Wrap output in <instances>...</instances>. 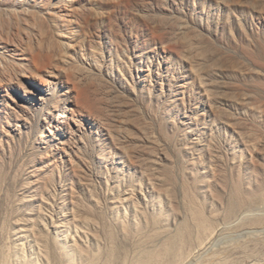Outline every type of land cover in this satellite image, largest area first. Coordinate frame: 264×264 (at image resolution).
I'll use <instances>...</instances> for the list:
<instances>
[{"label":"rangeland","instance_id":"374dc122","mask_svg":"<svg viewBox=\"0 0 264 264\" xmlns=\"http://www.w3.org/2000/svg\"><path fill=\"white\" fill-rule=\"evenodd\" d=\"M217 1L219 4L215 1L204 3L202 0H131V2L127 0H0V247L3 249L1 252L0 248V253L5 254L6 251L10 262V255L14 254L15 257H12V260H15L17 256L24 254L21 251H24L25 255L28 252V256L35 258L34 262H42L41 253L39 254L41 252L39 251L41 233H46L45 236L48 235L46 237L49 240L51 238L50 243L53 244L54 249L57 247L54 239L56 243L60 240L63 242L65 239L63 234L66 232L64 235L66 240L68 238L71 241L75 239L74 242L64 240L63 243L65 245L68 242V247L72 248L71 244L82 240L80 223L83 221L82 218L88 215H91L89 217L92 219L97 218L95 220L97 222L103 218L99 222L104 226L113 227L112 229L117 233V235L115 233V237L120 238L118 240L117 237L116 242L122 241L119 244H124L123 248L128 249L125 260L119 256L116 258V260L121 259V264L123 261H128L125 264H132L145 250H152V248L155 250V246L158 249V246L163 245V242L166 241L168 235L172 236L176 233L182 226L181 224L187 222V219H189V224L194 225L192 227L194 230L192 233H195L194 237L198 235L197 238L202 239L203 237L201 238L200 235L204 233L203 228H201L202 232L201 230L196 231L198 230L196 228H200L197 216L201 219L207 216L205 220L212 221L215 226L209 221V232L215 231L207 235L204 233L206 235L204 238H207L208 235L214 237L202 239L204 242L197 238L196 241L192 237L195 242L192 241V238L189 241L192 244L189 243L191 250L189 249L186 254L189 256V258L186 257V259L188 258L185 260L186 264H199L204 255H212V251L224 256L225 253H230H227L225 249L232 245L235 247L246 246V250L249 245L247 251L250 252L253 249L251 243L254 242L252 241L254 237L257 241L264 239V234H261L264 232V225L259 224L262 227L251 226L252 216L254 218L255 216H264V183H262V181L264 182V73H261L264 72V56L262 57L260 46L257 44H264V18L248 28V33H250L248 35L247 31L244 32L238 27H235L233 31L228 27L223 30L220 25L215 27V21L216 19L220 22L225 21L230 14V17L235 18L233 12L231 13V8L232 5H234L233 7L238 5V0ZM259 2L263 5L261 6L263 9L264 4L261 0ZM236 9L237 12L234 14L245 15L243 11L242 13L238 12V6ZM149 18L151 21L153 19L154 23L148 22ZM75 20L84 22L85 27L77 26ZM159 20L161 22L169 20L171 23L173 21L183 32H185L184 29L187 30L188 25L193 24L195 26L192 27V31H195L196 34L194 33L193 36L191 32L186 34L180 32L179 38H175L173 34L177 35L178 33H171L173 28H170L167 23L165 29L160 33L161 35L157 34L161 38L156 37L151 26L159 23ZM208 25L212 30H208ZM196 26V30L200 29L201 33L197 34V31L194 30ZM97 34L104 36L101 42L100 38H97ZM186 39L187 41H182ZM197 40L201 41V45L198 43V46L194 47L193 44H196ZM94 46L96 48L93 49ZM200 49L211 51H208L211 56L208 57L209 62L206 59L208 55L206 57L203 54L198 55L197 52H200ZM214 50L217 52L215 53ZM178 53L179 55H177ZM220 53L225 57L238 56V61L242 63L241 72L244 73H242L244 78L240 76L238 79H226L227 97L232 98L233 96L230 100L237 101L238 108L235 106V109L222 101L223 105L221 102H217L219 106L217 103L215 105L218 111L211 112L208 108L209 105L203 107L202 103L213 104L214 98H211L214 95L210 88H213L215 84L214 81L205 77L208 76L207 68L214 69L213 65L216 66L213 55L215 57ZM201 55L205 58L201 59ZM246 67H251L253 70ZM83 71L87 76L85 73L83 76H78ZM259 72L260 74H258ZM96 76L102 78L104 83H99L98 80H101L95 79ZM100 85L102 88L99 91L97 87ZM208 85L210 86L208 87ZM111 89L118 92V96L113 93L114 97L112 98L113 91ZM230 92L231 94L235 92V94L229 95ZM209 95L212 97L209 98ZM111 101H114L118 108L122 104L121 108H125V114L121 115L120 111L121 114H115L116 111L110 110L109 106L108 110L106 106ZM188 102L191 105L190 108L193 109H187L184 114L185 109L182 103ZM239 102L242 103L239 104ZM104 103L105 106H103ZM194 109L197 110L196 113L193 112ZM226 111L231 112V122L224 116L227 114ZM61 114L64 116L60 118ZM217 115H219L218 118ZM224 117L227 120H224ZM130 119H132V124H137V127L131 125ZM233 121L239 123L238 129L232 126ZM214 131L217 133L215 134ZM148 133L149 135H147ZM147 138L148 140H146ZM186 147L188 148L186 149ZM213 148L216 151L212 150ZM127 151L128 153L132 151L134 155L129 157V154H125ZM210 158H216L218 163ZM163 163L166 164L163 165ZM143 166H148L149 170H147L148 167L144 169ZM237 187L241 190L239 191ZM237 190L239 193L234 195ZM254 196L261 198L258 200L259 205L257 202H253L255 199H252L253 205L250 206L251 198L248 197L255 198ZM233 197L240 201L247 197L245 201L247 199L248 201L243 203H249L246 206L239 202L240 205H244L243 207L236 204L237 212L234 206L233 209L231 208ZM236 199L233 201L237 202ZM192 202H195L194 204L197 206H194ZM191 203L194 206V212L195 209H198L199 215L203 216L204 214L205 216H199L198 212L193 213V209H191L193 207H190ZM133 204L136 205V208L137 205L139 208L142 207L140 209L144 210L145 214L147 213L146 216L151 219V224L142 226L139 221L136 226L135 222L133 223L135 217L133 214L135 211L132 210L135 208L132 206ZM93 208L95 209L93 210ZM100 210L105 212L103 217L100 214L101 218L98 216ZM229 214H234V216ZM191 217L196 219V222L194 220L192 223ZM249 218L252 223L248 221ZM152 219L156 221L154 220V222ZM261 219L264 218L257 219L259 223L264 222ZM40 221H43L44 224L39 225ZM243 223H246L249 228ZM237 224H243V226ZM245 225L246 227H244ZM38 226L41 227L38 228ZM140 226L143 228L141 229ZM237 226L241 227V230ZM124 228L127 231L130 230L131 234L129 233V235L132 237L123 233ZM78 233L80 235H77ZM92 233H97V235H93L94 239L90 238V240H94L95 244L97 242L95 237H100L101 247L99 244L96 246L91 244L90 241L84 242L85 247L96 251L98 245L99 250H97L101 254L99 255L100 260L96 264H103L106 261L105 250L110 243L98 229H93ZM156 233L161 237L159 238ZM38 235L40 236L38 237ZM247 238L250 242L247 241ZM31 239L39 242L35 243ZM83 240H85L84 237ZM206 241L207 243H205ZM259 241L258 243L261 242ZM236 242L239 245H235ZM202 243L206 244L202 249L207 248L205 250L207 252L201 249ZM263 245L255 246L258 248L255 252L251 250L252 253L242 252V249L239 252L236 251L238 254L243 253V256L234 255L232 253L235 251H231L229 256L225 254L223 257V263L263 264ZM18 246L21 249L15 248ZM10 247L12 251L14 250L13 253ZM195 248L197 249L195 250ZM59 249H55L57 255H59ZM262 249L263 251H260ZM17 250L21 253L20 255L15 254ZM199 250L204 252V254L201 252V257H199ZM252 254L258 257L251 256ZM236 255L239 257L235 258L237 261L233 257ZM135 257L136 259H134ZM242 257H246V259ZM63 258L58 260L60 263L62 260L61 264H66ZM131 258L132 261L134 260L133 262H131ZM227 258H230L228 262ZM248 258L251 260L249 261ZM78 261L83 264L82 258H79ZM50 263L52 264V262H47V264ZM114 263L118 264V261Z\"/></svg>","mask_w":264,"mask_h":264},{"label":"bare ground","instance_id":"6f19581e","mask_svg":"<svg viewBox=\"0 0 264 264\" xmlns=\"http://www.w3.org/2000/svg\"><path fill=\"white\" fill-rule=\"evenodd\" d=\"M128 2L130 1L131 2V0H127ZM174 1V0H173ZM188 1V0H187ZM204 3L205 2H207V1H209L210 3L213 1H215V2H219V1H217V0H202ZM226 1H228V0H226ZM260 0H257V2H256V0H255V2H254V0H238V12H240L241 11V13H242V11L243 12H245V15L243 16V14L240 16L239 14H234V12H237V6H235V7H233L234 5H232V8H231V13L233 12V15H235V18L233 17H230L231 16V14L230 15H228V17H226V20L225 21H222V22H220V20H218V19H216V21H215V27H218L219 25L220 26H222V29L223 30H226V27H228V28H230V30L231 31H233L234 29H235V27H238L239 29L241 28V30H243L244 32H246L247 31V35L248 34H250V33H248V28L249 27H251L252 25H254V24H257V21H260V19H263L264 18V8L262 9V7L261 6H263V5H261V3L259 2ZM261 2H262V4H264L263 2L264 1H262L261 0ZM203 3V4H204ZM224 3V2H223ZM237 3V2H236ZM219 4V3H218ZM229 4H231V3H229ZM235 4V3H234ZM125 5V4H124ZM128 4H126V6H127ZM132 5V4H131ZM158 5V4H157ZM125 6V7H126ZM130 6V5H129ZM139 6V5H138ZM226 6H228V5H226ZM128 7V6H127ZM126 7V8H127ZM136 7V6H135ZM229 7V6H228ZM261 7V8H260ZM228 9V8H227ZM230 9V8H229ZM229 11V10H228ZM85 13V12H84ZM96 13V12H95ZM87 14V13H86ZM85 14V15H86ZM98 16V15H97ZM147 18H148V15H147ZM150 18H151V16H150ZM149 18V19H150ZM164 18V17H163ZM162 18V19H163ZM78 19V18H77ZM84 19V18H83ZM148 19V20H149ZM153 19H155V17L153 16ZM152 19V21H151V19H150V21H148V22H153L154 23V20ZM87 20V19H86ZM161 20V19H160ZM159 20V21H160ZM93 21V20H92ZM145 21H147V20H145ZM144 21V22H145ZM157 21V20H156ZM158 21V22H159ZM91 22V21H90ZM148 22H146V23H148ZM75 23L77 24V26L79 25V27H82V26H84V22H82V21H77V20H75ZM89 23V22H88ZM163 23V24H162ZM167 23H169L168 24V26L170 27V28H173L172 29V32L171 33H178L177 35H174L173 34V37H178V35H179V33L180 32H183V31H181V29H180V27L179 26H177V23H174L173 21H172V23H171V21H169V20H166V21H160L159 23H156V24H152L153 25V27L151 26V30L153 31V34H156L155 36L157 37L164 29H165V26L167 25ZM86 24H87V22H86ZM89 25V24H88ZM147 26V25H146ZM193 26H195V25H188V27H187V30H185L184 29V31L185 32H183V34H186V33H190L191 32V35H193L194 36V33H195V31L193 32L192 30V27ZM209 26V25H208ZM85 27V26H84ZM87 28H88V26H87ZM168 28V27H167ZM188 28H190L189 30H188ZM196 28H197V26L194 28V30H196ZM208 28V30H212V29H210V26L209 27H207ZM179 29H180V31H179ZM237 29V28H236ZM89 30V29H88ZM200 30V29H199ZM197 31V34H198V32H200L201 33V31ZM85 31V30H84ZM84 31H83V33H84ZM168 31H169V29H168ZM187 31V32H186ZM189 31V32H188ZM167 32V31H166ZM170 32V31H169ZM242 32V31H241ZM243 32V33H244ZM82 33V34H83ZM199 33V34H200ZM158 34V35H157ZM196 34V33H195ZM161 35V34H160ZM182 35V34H181ZM180 35V36H181ZM190 35V37H192ZM242 35V34H241ZM170 36V35H169ZM187 36V35H186ZM196 36V35H195ZM198 36V35H197ZM104 36H101V35H98L97 34V38H100V42L102 41V38H103ZM158 37H160V36H158ZM163 37V36H162ZM170 37H172V36H170ZM169 37V38H170ZM189 37V38H190ZM200 37H202V35L200 34ZM204 37V36H203ZM232 37V36H231ZM161 38V37H160ZM166 38V37H165ZM179 38V37H178ZM186 38H188V36L186 37ZM194 38V37H193ZM196 39H198L197 37H195ZM233 38V37H232ZM173 39V38H172ZM191 39V38H190ZM205 39V38H204ZM237 39V38H236ZM96 40V39H95ZM161 40V39H160ZM199 40H201V41H203L202 39H199ZM199 40H197V43L196 44H193V46L194 47H196V45L199 43L200 44V42L201 41H199ZM98 41V40H97ZM182 41H187V39L186 40H182ZM181 41V42H182ZM229 41V40H228ZM79 42V41H78ZM99 42V41H98ZM97 42V43H98ZM96 43V42H95ZM193 43V42H192ZM203 43V42H202ZM235 43V42H234ZM238 43V42H237ZM181 44V43H180ZM184 44H186V43H184ZM258 44V46H260V52H262L261 54H263L262 55V57L264 56V44L262 43L261 45H259V43H257ZM95 45V44H94ZM179 45V44H178ZM177 45V46H178ZM190 45V44H189ZM201 45V44H200ZM204 45V44H203ZM169 46V45H168ZM172 46V45H171ZM176 46V45H175ZM190 46H192V45H190ZM198 46V45H197ZM237 46V45H236ZM235 46V47H236ZM248 46H250V45H248ZM254 46V45H253ZM256 46V45H255ZM170 47V46H169ZM184 47H185V45H184ZM94 48H96V46H94L93 47V49ZM191 48V47H190ZM212 48V47H211ZM247 48V47H246ZM174 49V48H173ZM238 49V48H237ZM251 49V48H250ZM259 49V48H258ZM175 50H177V49H175ZM236 50V49H235ZM247 50H249V49H247ZM178 51V50H177ZM176 51V52H177ZM187 51V50H186ZM186 51H185V53H186ZM202 49H200V52H197L198 53V55L199 54H203V55H205V57L207 56V60H208V62H209V59H208V57H211L210 55H209V53H208V51H210V50H206V51H202ZM215 51V53L217 52V50H214ZM213 51V52H214ZM192 52V51H191ZM211 52V51H210ZM55 53V52H54ZM214 53V54H215ZM218 53H219V51H218ZM97 54H99L98 52H97ZM160 55V54H159ZM177 55H179V53L177 54ZM183 55V54H182ZM185 55V54H184ZM188 55V54H187ZM191 55H192V53H191ZM256 55V54H255ZM95 56V55H94ZM249 56H252V55H249ZM102 57V56H101ZM187 57V56H186ZM190 57V56H189ZM205 57H202V55H201V59H203V58H205ZM253 57V56H252ZM255 57V56H254ZM256 57H257V55H256ZM261 57V56H260ZM97 58V57H96ZM89 59H90V57H89ZM99 59H100V57H99ZM200 59V58H199ZM201 59H200V61H201ZM211 60V59H210ZM240 60V59H239ZM242 60V59H241ZM203 61H205V60H203ZM213 61L215 62V65L216 66H214L213 65V67H214V69L213 68H211V69H208L207 68V75L209 76H207V75H205V76H207V77H205L206 79H208V80H211V81H214V84H215V86L213 87V88H210L211 89V92L213 91V97H212V95L210 96L209 95V98L210 97H212L211 99H213V104L211 103V104H208L207 102H205V103H202L203 105V107H208V105H209V110L211 111V112H214L215 110H216V103L217 102H221L222 103V105H223V102L222 101H224V104L225 103H228V105L229 106H231V107H235L238 103H237V101H235V100H230V98L229 97H227V93H228V91H226V89L225 88H227V85H226V79H238V77H240L241 76V78H244V73L243 72H241L242 70H241V66H242V63H241V61H238V56H236V57H233V56H231V57H225V55H223V54H221L220 53V55H215V57H214V55H213ZM242 61H244V60H242ZM180 62V61H179ZM199 62V61H198ZM214 62H213V64H214ZM200 63V62H199ZM207 63V62H206ZM211 63H212V60H211ZM180 64V63H179ZM191 64H193V63H191ZM196 64V63H195ZM247 64H249L248 63V61H247ZM194 65V64H193ZM192 65V66H193ZM245 65V64H244ZM196 66V65H195ZM251 66V65H250ZM258 66V65H257ZM262 66V65H261ZM181 67V66H180ZM198 67V66H197ZM203 67V66H202ZM210 67V66H209ZM195 68V67H194ZM246 68H249V67H246ZM251 68V67H250ZM249 68V69H250ZM160 69V68H159ZM245 69V68H244ZM252 69V68H251ZM257 69V68H256ZM196 70H197V68H196ZM204 70V69H203ZM206 70V69H205ZM253 70V69H252ZM260 70V69H259ZM82 71V70H81ZM201 71V70H200ZM199 71V72H200ZM249 71V70H248ZM251 71V70H250ZM192 72V71H191ZM205 72V71H204ZM251 72H253V71H251ZM257 72V71H256ZM84 71L83 72H80L79 73V75L78 76H80V75H84ZM161 73V72H160ZM243 73V74H242ZM248 73V72H247ZM254 73V72H253ZM261 73H264V72H261ZM77 74V73H76ZM195 74V73H194ZM203 74H205V73H203ZM258 74H260V72L258 73ZM257 74V75H258ZM201 75V74H200ZM250 75V74H249ZM85 76H87V74L85 73ZM196 76V75H195ZM243 76V77H242ZM252 76V75H251ZM254 76V75H253ZM198 77V76H197ZM196 78V77H195ZM246 78V77H245ZM253 78V77H252ZM95 79H100L101 81H99L98 80V82L100 83V82H102V83H104V80L102 79V78H100V77H97L96 76V78ZM205 79V80H206ZM251 79V78H250ZM254 79V78H253ZM258 79V78H257ZM96 80V81H97ZM241 80V79H240ZM203 81V80H202ZM244 81V80H243ZM258 81V80H257ZM264 81V80H263ZM200 82V81H199ZM210 82V81H209ZM106 83V82H105ZM170 83H172V82H170ZM175 83V82H174ZM208 83V82H207ZM252 83H254V82H252ZM106 84H108V82L106 83ZM205 84H206V82H205ZM213 84V83H212ZM255 84V83H254ZM257 84V83H256ZM94 85H96V84H94ZM211 85V84H210ZM210 85H208V87L210 86ZM236 85V84H235ZM251 85V84H250ZM21 86H23V85H21ZM149 86V85H148ZM200 86H201V83H200ZM205 86V85H204ZM206 86H207V84H206ZM25 87V86H24ZM104 87V86H103ZM150 87V86H149ZM148 87V88H149ZM152 87V86H151ZM208 87H206V88H208ZM232 87V86H231ZM231 87H229V88H231ZM100 88H102L101 87V85L99 86V87H97V90H99L100 91ZM205 88V87H204ZM106 89V88H105ZM109 89V88H108ZM169 89V88H168ZM102 90V89H101ZM112 91V93H111V97L113 98L114 96L112 95L113 93H115V94H117V96H118V92H116L115 90H113V89H111ZM205 90V89H204ZM208 90V89H207ZM206 91V90H205ZM207 92V91H206ZM209 92V91H208ZM236 92V91H235ZM235 92H232V94H235ZM99 93H101V92H99ZM98 93V94H99ZM96 94V93H95ZM106 94V93H105ZM162 94V93H161ZM161 94H160V96H161ZM231 94V92H230V94L229 95H232ZM237 95H238V93H236ZM103 95V94H102ZM108 95V94H107ZM226 95V96H225ZM104 96V95H103ZM116 96V97H117ZM125 96H127L126 94H125ZM157 97V96H156ZM202 97V96H201ZM235 97V96H234ZM240 97V96H239ZM131 98V97H130ZM133 98V97H132ZM176 98V97H175ZM232 98H233V96H232ZM231 98V99H232ZM110 100H111V98H109ZM116 99V98H115ZM120 99V98H119ZM122 99V98H121ZM207 99V98H206ZM238 99V98H237ZM109 100V101H110ZM125 100V99H124ZM200 100V99H199ZM243 100V99H242ZM107 101V100H106ZM175 101V100H174ZM183 101V100H182ZM212 101V100H211ZM210 101V102H211ZM105 102V101H104ZM221 103H220V105H221ZM242 103V102H241ZM240 102H239V104H241ZM108 105L106 106L107 108H108V106H109V108H110V110L111 109H113V110H115L114 112H115V114H121V115H124L125 114V108H121L122 107V104L120 105L121 107H119L118 108V106H116V104H115V102L114 101H111V102H109V103H107ZM135 104V103H134ZM194 104V103H193ZM192 104V105H193ZM244 104V103H243ZM103 105V104H102ZM124 105V104H123ZM182 105H184V109H185V111H184V114L186 113V110L187 109H193V108H190V104H189V102L188 103H182ZM187 105V106H186ZM217 105L219 106V103H217ZM103 106H105V103H104V105ZM102 106V107H103ZM239 106V105H238ZM226 107V106H225ZM237 107V106H236ZM236 107H235V109H236ZM109 108H108V110H109ZM169 108V107H168ZM218 108H220V107H218ZM228 108V107H227ZM226 108V109H227ZM238 108V107H237ZM130 109V108H129ZM181 109V108H180ZM203 109H205V108H203ZM225 109V110H226ZM230 109V108H229ZM229 109H228V111H229ZM233 109V108H232ZM234 109V110H235ZM98 110H100V109H98ZM141 110V109H140ZM139 110V111H140ZM207 110V109H206ZM119 111L121 112V113H119ZM132 111H133V109H132ZM135 111H137V110H135ZM172 111V110H171ZM216 111H218V110H216ZM215 111V112H216ZM232 111V110H231ZM236 111V110H235ZM264 111V110H263ZM107 112V111H106ZM109 112V111H108ZM141 112V111H140ZM193 112H197V110L196 109H194V111ZM199 112V111H198ZM227 112V111H226ZM97 113V112H96ZM112 113V112H111ZM231 112H227V114L226 115H224V116H226V118H228V121H232L231 120V114H230ZM110 114V113H109ZM129 114V113H128ZM141 114V113H140ZM153 114V113H152ZM188 114V113H187ZM204 114V113H203ZM203 114H201V115H203ZM218 114V113H217ZM233 114V113H232ZM235 114V113H234ZM101 115V114H100ZM137 115V114H136ZM176 115V114H175ZM237 115V114H236ZM64 116V114H61L59 117L61 118V117H63ZM150 116V115H149ZM155 116V115H154ZM162 116V115H161ZM177 116V115H176ZM197 116V115H196ZM218 116L219 115H217V118H218ZM229 116V117H228ZM233 116V115H232ZM191 117V116H190ZM198 117V116H197ZM223 117V116H222ZM110 118V117H109ZM139 118H141L140 116H139ZM144 118V117H143ZM196 118V117H195ZM216 118V117H215ZM214 118V119H215ZM220 118V117H219ZM225 117H224V120H227ZM101 119V118H100ZM114 119V118H113ZM112 119V120H113ZM122 119V118H121ZM134 119V118H133ZM140 121H141V119H139ZM213 120V119H212ZM109 121V120H108ZM116 121V120H115ZM127 121V120H126ZM131 121H132V119H130L129 120V122L131 123ZM134 121V120H133ZM223 121V120H222ZM212 122V121H211ZM113 123V122H112ZM148 123V122H147ZM159 123V122H158ZM210 123V122H209ZM215 123V122H214ZM224 123V122H223ZM164 124V123H163ZM232 124V126L235 128V129H238V124L239 123H237V122H232L231 123ZM111 125V124H110ZM131 125H133V126H135V127H137L135 124H132L131 123ZM160 125V124H159ZM139 126V125H138ZM148 126V125H147ZM151 126V125H150ZM174 126V125H173ZM223 126V125H222ZM232 126H230V127H232ZM153 127V126H152ZM125 128H127V127H125ZM145 128V127H144ZM174 128V127H173ZM130 129V128H129ZM149 129V128H148ZM143 130V129H142ZM146 130V129H145ZM144 130V131H145ZM161 130V129H160ZM232 130H234L233 128H232ZM251 130V129H250ZM121 131V130H120ZM144 131H143V133H144ZM149 131V130H148ZM166 131V130H165ZM235 131V130H234ZM111 132V131H110ZM155 132V131H154ZM160 132V131H159ZM170 132V131H169ZM203 132V131H202ZM213 132V131H212ZM220 132V131H219ZM122 133V132H121ZM126 133V132H125ZM214 133H215V131H214ZM217 133V132H216ZM215 133V134H216ZM133 134H135V133H133ZM159 134V133H158ZM110 135V134H109ZM147 135H149V133L147 134ZM153 135V134H152ZM154 135H155V133H154ZM174 135V134H173ZM212 135H213V133H212ZM264 135V134H263ZM128 136V135H127ZM170 136V135H169ZM215 136V135H214ZM138 137V136H137ZM145 137H147V136H145ZM151 137V136H150ZM155 137H156V135H155ZM154 137V138H155ZM162 137H164V136H162ZM210 137V136H209ZM135 138V137H134ZM149 138V137H148ZM148 138L146 139V140H148ZM166 138V137H165ZM171 138H172V136H171ZM215 138H216V136H215ZM141 139V138H140ZM167 139H168V137H167ZM202 139V138H201ZM206 139V138H205ZM210 139H212V138H210ZM257 139V138H256ZM158 140V139H157ZM156 140V141H157ZM163 140V139H162ZM166 140V139H165ZM151 141V140H150ZM168 141V140H167ZM248 141V140H247ZM130 142H131V139H130ZM146 142V141H145ZM159 142V141H158ZM217 142H218V140H217ZM133 143V142H132ZM131 143V144H132ZM154 143V142H153ZM153 143H151V144H153ZM162 143V142H161ZM209 143V142H208ZM221 143V142H220ZM129 144V146H130V143H128ZM167 144V143H166ZM202 144V143H201ZM256 144V143H255ZM141 145V144H140ZM145 145V144H144ZM149 146H150V144H148ZM160 145V144H159ZM168 145V144H167ZM212 145H213V143H212ZM249 145V144H248ZM128 146V145H127ZM132 146V145H131ZM139 146V145H138ZM220 146V145H219ZM126 147V146H125ZM144 147V146H143ZM190 147V146H189ZM214 147V146H213ZM142 148V147H141ZM188 147H186V149H187ZM191 148V147H190ZM127 149H128V147H127ZM126 149V150H127ZM163 149V148H162ZM197 149V148H196ZM216 149V148H215ZM125 150V149H124ZM125 150V151H126ZM159 150H160V148H159ZM212 150H214V148L212 149ZM252 150V149H251ZM250 150V151H251ZM207 151V150H206ZM214 151H216V150H214ZM153 152V151H152ZM194 152V151H193ZM205 152V151H204ZM210 152H212V151H210ZM156 153V152H155ZM209 153V152H208ZM216 153V152H215ZM215 153H213V154H215ZM224 153V152H223ZM259 153V152H258ZM126 155H128L129 154V157L130 156H132V155H134V154H132V151H131V153H128V151H127V153H125ZM135 154H137V153H135ZM155 155V154H154ZM209 155V154H208ZM210 155H212V154H210ZM137 156H139L138 154H137ZM200 156V155H199ZM213 156V155H212ZM222 156V155H221ZM128 157V158H129ZM148 157V156H147ZM159 157V156H158ZM162 157V156H161ZM202 157V156H201ZM217 157V156H216ZM219 157H220V155H219ZM122 158V157H121ZM140 158H141V156H140ZM149 158V157H148ZM204 158V157H203ZM130 159H132V158H130ZM210 159H212V161L213 160H215V162H217L218 160L215 158V159H213V158H210ZM238 159V158H237ZM149 160V159H148ZM166 160V159H165ZM139 162V161H138ZM146 162V161H145ZM144 162V163H145ZM208 162H209V160H208ZM142 163V162H141ZM161 163V162H160ZM218 163V162H217ZM140 164V163H139ZM164 164H166V163H163V165ZM173 164V163H172ZM209 164V163H208ZM211 165V164H210ZM209 165V166H210ZM216 165V164H215ZM119 166V165H118ZM167 166H168V164H167ZM203 166V165H202ZM208 166V167H209ZM144 167V166H143ZM146 167H148V166H146ZM146 167H144V169L146 168ZM152 167V166H151ZM162 167V166H161ZM169 167V166H168ZM167 167V168H168ZM170 167H171V165H170ZM261 167V166H260ZM174 168V167H173ZM205 168V167H204ZM155 169V168H154ZM171 169V168H170ZM201 169V168H200ZM147 170H149V167L147 168ZM155 170H157V169H155ZM159 170V169H158ZM145 171V170H144ZM161 171H162V169H161ZM146 172V171H145ZM150 172V171H149ZM166 172V171H165ZM170 172V171H169ZM168 172V173H169ZM212 172V171H211ZM153 173V172H152ZM162 173V172H161ZM253 173V172H252ZM146 174V173H145ZM150 174V173H149ZM154 174V173H153ZM160 174V173H159ZM172 174V173H171ZM158 175V174H157ZM214 175V174H213ZM235 175V174H234ZM253 175H254V173H253ZM152 176V175H151ZM165 176V175H164ZM173 176V175H172ZM168 177V176H167ZM171 177V176H170ZM169 177V178H170ZM175 177V176H174ZM213 177V176H212ZM259 177V176H258ZM161 178V177H160ZM163 178V177H162ZM168 178V179H169ZM225 178V177H224ZM257 178V177H256ZM164 179V178H163ZM162 179V180H163ZM167 179V178H166ZM165 179V180H166ZM173 179V178H172ZM242 179V178H241ZM252 181V180H251ZM152 182V181H151ZM156 182V181H155ZM168 182V181H167ZM166 182V183H167ZM205 182V181H204ZM226 182V181H225ZM253 182V181H252ZM85 183V182H84ZM149 183V182H148ZM172 183V182H171ZM223 183V182H222ZM234 183V182H233ZM238 183V182H237ZM262 183H264L263 181H262ZM138 184V183H137ZM173 185H174V183H172ZM185 184V183H184ZM183 184V185H184ZM242 184V183H241ZM255 184H257V183H255ZM260 184V183H259ZM159 185V184H158ZM163 185V184H162ZM169 185V184H168ZM167 185V188L169 187ZM140 186V185H139ZM148 186V185H147ZM187 186V185H186ZM222 186V185H221ZM243 186V185H242ZM255 186V185H254ZM85 187V186H84ZM153 187V186H152ZM158 187H160V186H158ZM166 187V186H165ZM171 187V186H170ZM185 187V186H184ZM184 187H182V188H184ZM235 187V186H234ZM259 187V186H258ZM88 188V187H87ZM147 188V187H146ZM206 188H207V186H206ZM223 188V187H222ZM238 188V187H237ZM242 188V187H241ZM253 188V187H252ZM83 189V188H82ZM185 189H186V187H185ZM191 189V188H190ZM224 189V188H223ZM222 189V190H223ZM233 189V188H232ZM261 189H263L262 187H261ZM155 190V189H154ZM167 190V189H166ZM169 190V189H168ZM172 190V189H171ZM236 190V189H235ZM238 190H239V188H238ZM236 191L235 193H234V195L238 192L239 193V191L241 190H239V191ZM243 190V189H242ZM164 191V190H163ZM162 191V192H163ZM221 191V190H220ZM233 192H234V190H232ZM129 192H131V191H129ZM156 192V191H155ZM154 192V193H155ZM161 192V191H160ZM169 192V191H168ZM214 192V191H213ZM250 192H252V191H250ZM254 192V191H253ZM171 193V192H170ZM169 193V194H170ZM184 193V192H183ZM187 193V192H186ZM189 193V192H188ZM237 193V194H238ZM242 193V192H241ZM249 193V192H248ZM263 193V192H262ZM165 194V193H164ZM172 194V193H171ZM87 195V194H86ZM124 195V194H123ZM166 195H168V194H166ZM188 195V194H187ZM257 195V194H256ZM132 196V195H131ZM152 196V195H151ZM170 196V195H169ZM192 196V195H191ZM147 197V196H146ZM149 197V196H148ZM239 197V196H238ZM255 197V196H254ZM84 198V197H83ZM94 198V197H93ZM231 198V197H230ZM234 198V197H233ZM232 198V199H233ZM241 198V197H240ZM243 198V197H242ZM246 198L247 197H245V199L243 200V201H240V199L239 200H237L236 199V197L234 198V199H236L237 200V202L236 201H233V200H231L233 203V205H232V209H233V206L236 208V204H238L239 205V207L240 206H242V204H246V203H243V202H247L248 201V199H247V201H245L246 200ZM249 199H250V206H251V200L253 199H255V201H253V202H257L258 203V200L259 199H261V198H258V196H256L255 198H252V197H248ZM126 199V198H125ZM133 199V198H132ZM147 199V198H146ZM190 199V198H189ZM257 199V200H256ZM192 200V199H191ZM264 200V199H263ZM123 201V200H122ZM136 201V200H135ZM158 201V200H157ZM156 201V202H157ZM186 201V200H185ZM193 201V200H192ZM194 201H195V199H194ZM230 200H229V203L231 202ZM134 202V201H133ZM191 202V201H190ZM196 202V201H195ZM195 202H192L193 203V205L195 206L196 204H194ZM234 202H236V203H234ZM239 202H241L242 204L240 205L239 204ZM260 202V201H259ZM82 203V202H81ZM188 203V202H187ZM192 203H191V205H190V207L192 206L193 208H191V209H193V213H196V212H198L197 210L198 209H195L196 211L194 212V206L192 205ZM247 203V204H248ZM96 204V203H95ZM126 204H128V203H126ZM144 204V203H143ZM247 204H246V206H247ZM262 204V203H261ZM264 204V203H263ZM78 205V204H77ZM122 205V204H121ZM131 205V204H130ZM145 205H147V204H145ZM229 205V204H228ZM237 205V206H238ZM253 205V204H252ZM258 205H259V203H258ZM257 205V206H258ZM96 206V205H95ZM132 206H135V208L134 209H132V208H130V209H132L133 211H135V213L133 212V214L135 215V217L132 219L133 220V223L136 225V226H138V223L137 222H139V223H141V225L142 226H145V225H148L149 223H150V221H151V219L148 217V216H146V214H145V211L144 210H141L140 208H142V207H138L139 205H137V208H136V205H132ZM148 206V205H147ZM189 206V205H188ZM187 206V207H188ZM197 206V205H196ZM200 206V205H199ZM244 206V205H243ZM242 206V207H243ZM254 206H256V205H254ZM256 206V207H257ZM83 207V206H82ZM115 207V206H114ZM228 207V206H227ZM238 207V208H239ZM259 207V206H258ZM76 208H78L77 206H76ZM80 208V207H79ZM89 208V207H88ZM91 208V207H90ZM98 208V207H97ZM189 208V207H188ZM199 208H201V207H199ZM231 208H229V210L231 209ZM235 208H234V211H235ZM92 209V208H91ZM95 208H93V210H94ZM113 209V208H112ZM111 209V210H112ZM119 209V208H118ZM190 209V208H189ZM231 209V210H232ZM243 209V208H242ZM247 209V208H246ZM264 209V208H263ZM75 210V209H74ZM77 210V209H76ZM102 210V209H101ZM100 210V211H101ZM131 210V211H132ZM214 210V209H213ZM226 210H228V209H226ZM236 210H237V212H238V209L236 208ZM251 210H252V208H251ZM250 210V211H251ZM258 210V209H257ZM78 211H79V209H78ZM84 211V210H83ZM86 211V210H85ZM91 211V210H90ZM89 211V212H90ZM99 211V210H98ZM103 211H105V210H103ZM130 211V210H129ZM148 211V210H147ZM160 211V210H159ZM233 211V210H232ZM102 212V211H101ZM101 212H99V214L96 212V215L98 214V216L100 217V214H102V217H103V214L105 213H101ZM125 212V211H124ZM152 212V211H151ZM161 212V211H160ZM159 212V213H160ZM190 212H191V210H190ZM212 212V211H211ZM227 212V211H226ZM261 212V211H260ZM46 213V212H45ZM74 213V212H73ZM119 213V212H118ZM117 213V214H118ZM127 213V212H126ZM192 213V214H193ZM240 213V212H239ZM245 213V212H244ZM256 213V212H255ZM121 214V213H120ZM198 215H199V212L197 213ZM216 214V213H215ZM77 215H78V213H77ZM80 215H81V213H80ZM82 215H84V214H82ZM88 215V214H87ZM86 215V216H87ZM194 215V214H193ZM219 215V214H218ZM230 215V214H229ZM234 216V214H231L230 216ZM244 215V214H243ZM246 215V214H245ZM85 216V215H84ZM89 216H91V215H88L87 217H85V218H82L81 216V218H82V222L80 223V225H81V228H83V229H81L80 227V230L82 231V233H81V235L84 237V239L85 240H83V237H82V240H75L76 242L74 243V244H71L72 245V248L70 247H68V245L69 244H67L69 241L70 242H74L73 240L75 239H73L72 241L71 240H68V242H66V244H67V247L64 245V240L65 241H67L66 240V237L64 236L65 234H66V232H65V234H63V238H65L64 240H63V242L60 240V241H58L57 243H56V241H55V239H54V242H55V244H56V246L58 247H56V248H54L53 249V247H52V245H51V243H50V240H51V238H50V240L46 237V236H48V235H46L45 236V234H40V235H38V237L40 236V243L39 244H41V248H40V250L39 251H41V252H39V254L41 255H39L40 257H41V259H42V262L40 261H36V262H34V260H35V258L33 259V257L31 256H28V252H27V255H25V252L23 251H21V253H24V254H22V255H20L21 253H19V251L17 250V252L19 253H17L16 251H15V254H17V255H20V256H17L16 258H15V260H12L13 258L12 257H15L14 256V254L12 255L11 253H10V251H8V253H10L11 255H10V259H11V262H10V260H9V258H8V255H7V252L5 251V254H1L0 255V264H47V262H52V264H61L62 263V260H61V263L59 262V258H63V257H65V258H63V259H65V262H66V264H82V263H80L78 260H79V258H82V260H83V264H96L97 262H98V260H100L99 258H100V254H101V252L100 251H98L99 249H98V247L100 246L101 247V242H102V240L100 239V237H95V238H97V242L94 244L93 243V241L94 240H90V238H92V239H94V237H92L93 235L95 236V235H97V233H95V234H93L92 233V230L94 229H98V231H101V233L103 234V235H105L106 237H107V239H106V241L108 242L109 241V245H108V247L106 248V250H105V254L104 255H106V261H104L103 262V264H115L114 262H116L117 263V261H118V264L120 263V260L123 258V260H125L126 258H127V253H126V250H128L127 248H126V250H125V248H123V246H124V244L123 245H121V244H119V243H121L122 241H120L119 243H117L116 242V238L118 237H115V230H113L111 227H108V226H104L102 223H100L101 221V219H103V218H101L98 222L97 221H95L96 219H92V217L90 218ZM111 216V215H110ZM115 216V215H114ZM122 216V215H121ZM121 216H120V218H121ZM123 216H124V214H123ZM122 216V217H123ZM125 216H127V215H125ZM130 216V215H129ZM199 216H201V217H203V216H205L204 214H203V216H202V214L201 215H199ZM214 216V215H213ZM212 216V217H213ZM227 216V215H226ZM251 216V215H250ZM249 216V217H250ZM260 216V215H259ZM152 217H153V215H152ZM187 217V216H186ZM207 216H205V217H203L202 219L201 218H199L198 216H197V223H199V225H200V228H196V229H198V230H196L197 232H199L200 230H201V228H203V232L207 235V234H211L212 233V231H215V230H212V227H211V233L209 232V228H208V226H210V222L209 221H211V220H205V218H206ZM229 217V216H228ZM243 217V216H242ZM258 216H255V218H257ZM77 219H78V217H76ZM104 218H105V216H104ZM108 218V217H107ZM118 218V217H117ZM126 218V217H125ZM125 218H124V220H125ZM156 218V217H155ZM184 218H185V216H184ZM189 218V217H188ZM192 218V217H191ZM215 218V217H214ZM231 218H233V217H231ZM236 218H238V217H236ZM247 218H248V216H247ZM246 218V219H247ZM253 216H252V221H253V223H252V221H251V219L249 220L248 219V221H250L252 224H251V226H257L258 227V225L259 224H263L264 225V222H262V221H264V219H261L262 221V223H259V221L257 220V219H259L260 220V218H264V216L262 215V217H258L256 220H254L255 219ZM80 219V218H79ZM106 219V218H105ZM112 219V218H111ZM113 219H115V218H113ZM123 219V218H122ZM159 219V218H158ZM157 219V220H158ZM162 219V218H161ZM193 219V218H192ZM211 219V218H210ZM43 220V219H42ZM81 220V219H80ZM108 220V219H107ZM117 220V219H116ZM153 221L155 220V219H152ZM189 219H187L186 221L187 222H184L183 224H181L182 222L180 221V224L182 225V226H180V224H179V226H180V228H179V230H177V232L176 233H174V234H172V236H169L168 235V239L166 238V241L165 242H163V245H159V246H161V247H159L158 246V249H156V246H155V250L152 248V250L150 251L149 249H147L148 251H144V252H142L140 255L139 254H137V255H139V257H137V259H136V257L134 258V259H136L135 261H134V263H132V264H186L187 262L185 261V260H187L188 258H189V256L188 255H186L187 254V252H188V250L190 249V246H189V241H191V238L192 237H194L195 236V233H192L194 230H193V226L191 225V224H189L188 221ZM191 220V219H190ZM194 220H195V222H196V219H193V222L192 223H194ZM236 220V219H235ZM235 220H233V221H235ZM79 221V220H78ZM156 221V220H155ZM154 221V222H155ZM164 221V220H163ZM243 221V220H242ZM248 221L246 220V223L248 224ZM44 222H46V221H44ZM74 222V221H73ZM115 222V221H114ZM118 222V221H117ZM129 222V221H128ZM152 222V221H151ZM161 222V221H160ZM167 222V221H166ZM213 222H214V220H213ZM239 222V221H238ZM238 222H236V223H238ZM245 222V221H244ZM250 222H249V224H250ZM36 223V222H35ZM126 223V222H125ZM157 223V222H156ZM190 223H191V221H190ZM209 223V224H208ZM240 223V222H239ZM238 223V224H239ZM246 223H243V224H246ZM20 224V223H19ZM38 224V223H37ZM40 224H44L43 223V221H40V223H39V225ZM76 224V223H75ZM74 224V225H75ZM78 224H79V222H78ZM109 225H110V223H108ZM117 224V223H116ZM124 224V223H123ZM151 224V223H150ZM153 224V223H152ZM211 224H212V221H211ZM218 224V223H217ZM237 224V225H238ZM243 224L241 225V226H243ZM246 224V225H247ZM59 225V224H58ZM111 225H112V222H111ZM110 225V226H111ZM119 225V224H118ZM126 225V224H125ZM124 225V226H125ZM131 225H133V224H131ZM212 225H214V224H212ZM220 225V224H219ZM240 225H238V226H240ZM246 225L244 226V227H246ZM262 225V226H263ZM42 226V225H41ZM40 226V227H41ZM57 226V225H56ZM73 226V225H72ZM71 226V227H72ZM150 226V225H149ZM156 226V225H155ZM158 226V225H157ZM156 226V227H157ZM165 226H167V225H165ZM195 226H197V225H195ZM215 226V225H214ZM218 226V225H217ZM231 226V225H230ZM237 226V227H238ZM248 226V225H247ZM250 226V227H251ZM260 226V225H259ZM262 226H260V227H262ZM39 226H38V228H40ZM60 227V226H59ZM58 227V228H59ZM75 227V226H74ZM141 227V226H140ZM219 227V226H218ZM217 227V228H218ZM232 227V226H231ZM231 227H230V229H231ZM254 227V228H255ZM37 228V227H36ZM77 228V227H76ZM120 228V227H119ZM127 228V227H126ZM143 227H141V229H142ZM146 228V227H145ZM228 228V227H227ZM234 228V227H233ZM239 228V227H238ZM241 228V227H240ZM239 228V229H240ZM248 228H249V226H248ZM251 228H253V227H251ZM253 228V229H254ZM31 229H33V228H31ZM47 229V228H46ZM45 229V230H46ZM130 229V228H129ZM128 229V230H129ZM161 229V228H160ZM171 229V228H170ZM207 229H208V231H207ZM215 229V228H214ZM223 229V228H222ZM235 229H237L236 228V226H235ZM252 229V230H253ZM262 229V228H261ZM25 230V229H24ZM36 230V229H35ZM44 230V229H43ZM63 230V229H62ZM122 230V229H121ZM121 230H119V231H121ZM132 230V229H131ZM136 230V229H135ZM139 230V229H138ZM143 230H145V229H143ZM156 230H159V229H156ZM156 230H154V231H156ZM193 230V231H192ZM229 230V229H228ZM241 230V229H240ZM26 231V230H25ZM123 231V233L124 234H126V236L127 235H129V233H130V230L129 231H127L125 228L122 230ZM140 231V230H139ZM153 231V232H154ZM160 231V230H159ZM168 231V230H167ZM224 231V230H223ZM232 231V230H231ZM230 231V232H231ZM31 231H29V234H31L30 233ZM39 232H43V231H39ZM64 232H62V233H64ZM80 232V231H79ZM95 232V231H94ZM135 232V231H134ZM143 232V231H142ZM164 232V231H163ZM170 232V231H169ZM201 232H202V230H201ZM201 232H200V234H201ZM226 232V231H225ZM26 233H28V232H26ZM44 233V232H43ZM140 233V232H139ZM157 233H159L158 231H157ZM156 233V235L158 236V234ZM167 233V232H166ZM199 234L200 235V237L202 238V239H205L204 238V235L205 234ZM216 233V232H215ZM214 233V234H215ZM229 233V232H228ZM264 234V232H261V234ZM53 234V233H52ZM61 234V233H60ZM99 235H100V233H98ZM131 234V233H130ZM133 234V233H132ZM145 234H146V232H145ZM152 234H154V233H152ZM165 234V233H164ZM192 234H193V236H192ZM197 234V233H196ZM214 234H212V235H214ZM220 234V233H219ZM227 234V233H226ZM231 234V233H230ZM260 234V233H259ZM262 234V235H263ZM28 235V234H27ZM33 235V234H32ZM62 235V234H61ZM77 235H80L79 233L77 234ZM116 235H117V233H116ZM205 235V236H206ZM222 235H224L223 233H222ZM254 235V234H253ZM15 236V235H14ZM29 236V235H28ZM73 236H74V234H73ZM101 236V235H100ZM123 236V235H122ZM129 236H131V235H129ZM143 236V235H142ZM146 236H148V235H146ZM250 236V235H249ZM260 236V235H259ZM259 236H256L257 238L259 237ZM264 236V235H263ZM17 237V236H16ZM55 237V236H54ZM57 237V236H56ZM61 238H62V236H60ZM80 237V236H79ZM102 237H104V236H102ZM132 237V236H131ZM141 237V236H140ZM145 237V236H144ZM151 237H153V236H151ZM159 237V236H158ZM161 237V236H160ZM159 237V238H160ZM197 237H199L198 235H196V237H194L195 238V240H196V238ZM212 237H214V236H209L208 235V237L207 238H212ZM246 237H248L247 236V234H246ZM252 237H254V236H252ZM251 237V238H252ZM20 238V237H19ZM35 238H36V236H35ZM123 238V237H122ZM128 238V237H127ZM149 238H150V236H149ZM164 238V239H165ZM194 238H192L193 240V242H195L194 241ZM206 238V239H207ZM250 238V237H249ZM255 238V237H254ZM253 238V240L252 241H254V242H252L251 244H253L252 246H253V249H251L252 251H256V249L259 247V245H263L264 244V239L263 238H261V239H263V240H258L260 243H258V241H257V239L255 240ZM34 239V238H33ZM38 239V238H37ZM105 239V238H104ZM120 238L118 237V240H119ZM126 239V238H125ZM138 239V238H137ZM141 239V238H140ZM147 239V238H146ZM155 239V238H154ZM158 239V238H157ZM197 239H199L200 241L202 240V239H200V238H197ZM241 239V238H240ZM246 239V238H245ZM244 239V240H245ZM13 240V239H12ZM11 240V241H12ZM32 240V239H31ZM34 240H36V239H34ZM34 240H32V241H34ZM58 240V239H57ZM136 240V239H135ZM144 240H145V238H144ZM148 240V239H147ZM146 240V241H147ZM152 239L150 238V241H151ZM215 240V239H214ZM242 240V239H241ZM11 241H10V243H11ZM39 241H34L35 243H38ZM52 241H53V239H52ZM88 242V241H90V243L92 244H94L95 246H96V244H99V246L97 245V249H95L96 251H91V249L90 248H88V247H85V244H84V242ZM92 241V242H91ZM105 241V240H104ZM133 241H134V239H133ZM146 241H145V243H146ZM149 241V242H150ZM154 241V240H153ZM197 241V240H196ZM200 241H198V242H200ZM203 241V240H202ZM209 242H210V240H208ZM216 241V240H215ZM247 241L248 242H250L249 241V239L247 238ZM247 241H245V242H247ZM30 242V241H29ZM53 242V243H54ZM204 242V241H203ZM212 242H214V241H212ZM239 242V241H238ZM14 243V242H13ZM15 243H16V241H15ZM21 243V242H20ZM20 243H18V244H20ZM134 243V242H133ZM136 243H137V241H136ZM157 243V242H156ZM205 243H207V241L205 242ZM201 244V245H203V247H201L200 245V247H201V249L202 248H204L205 246L204 245H206V244ZM228 243V242H227ZM231 243H232V240H231ZM230 243V244H231ZM31 244H33V243H31ZM38 244V245H39ZM135 244V243H134ZM141 244V243H140ZM153 244V243H152ZM190 244H192V243H190ZM197 244H199V243H197ZM229 244V243H228ZM233 244V243H232ZM231 244V245H232ZM240 244H242V243H240ZM244 244V243H243ZM250 244V245H251ZM1 245V244H0ZM3 245V244H2ZM9 245V244H8ZM144 245V244H143ZM151 245V244H150ZM156 245V244H155ZM224 245H226V244H224ZM235 245H239V243L237 244V242H236V244ZM247 245V244H246ZM12 246V245H11ZM13 246H14V244H13ZM12 246V247H13ZM35 246H37V245H35ZM90 246V245H89ZM95 246H93V247H95ZM133 246V245H132ZM199 246H197L198 248H200ZM211 246V245H210ZM222 246V245H221ZM232 246H234V245H232ZM232 246H230V247H228L227 249H225L226 251H227V253L228 252H230V253H232L233 251H235L234 253H232V254H237L238 256H239V254L240 255H242L241 253H237L236 251L238 250V252L242 249V252H244V251H246V252H249V251H247L248 249H249V245L247 246L248 248H247V250H246V246L245 247H243L242 245V247L240 246V248H239V246L238 247H232ZM255 246H258L257 248L255 247ZM5 247H7L6 246V244H5ZM20 246H18V247H15L16 249L18 248V249H21V248H19ZM24 247V246H23ZM33 247V246H32ZM39 247V246H38ZM145 247H147V246H145ZM144 247V248H145ZM193 247H195L194 245H193ZM261 247V246H260ZM263 247H264V245H263ZM1 248V247H0ZM4 248V247H3ZM9 248V247H8ZM60 248V249H59ZM102 248H103V246H102ZM143 248V247H142ZM222 248V247H221ZM225 248V247H224ZM262 248V247H261ZM2 249V248H1ZM0 249V250H1ZM7 249V248H6ZM12 248L10 247V250H11ZM25 249V248H24ZM55 249H59V255H57V253H55L56 252V250ZM101 249V248H100ZM134 249V248H133ZM197 248H195V250H196ZM207 249V248H206ZM205 249V250H206ZM217 249V248H216ZM9 250V249H8ZM55 250V251H54ZM135 250V249H134ZM140 250H141V247H140ZM139 250V251H140ZM144 250V249H143ZM191 250V249H190ZM203 250V249H202ZM205 250H203L204 252H207V251H205ZM219 250V249H218ZM222 250V249H221ZM225 250H222V251H225ZM251 250H250V252H251ZM3 251V249L1 250V252ZM12 251V250H11ZM26 251V250H25ZM102 251V250H101ZM192 251H193V249H192ZM200 251V255H199V257H201V252L204 254V252L203 251H201V250H199ZM225 251V252H226ZM232 251V252H231ZM260 251H263V249L262 250H260ZM14 252V250L12 251V253ZM104 252V251H103ZM130 252V251H129ZM135 252H136V250H135ZM190 252V251H189ZM224 252V253H225ZM249 252V253H250ZM33 253V252H32ZM125 253H126V255H125ZM218 253H220V252H218ZM230 253H228V254H230ZM248 253V254H249ZM252 253V252H251ZM258 253H260V252H258ZM257 253V255H259ZM189 254V253H188ZM202 254V255H203ZM222 254H223V252H222ZM226 254V253H225ZM225 254H224V256H222L221 255V253L220 254H217V253H213V251H212V255H210L209 254V256H208V254L207 255H204V258L202 259V260H198L199 262V264H214V263H220L221 261V263H223V257H225ZM228 254H226V255H228ZM231 254V255H232ZM34 255V254H33ZM129 255H131V254H129ZM191 255H193V253H191ZM237 255L236 256H233L234 257V259L235 258H239V257H237ZM245 255V254H244ZM250 255V254H249ZM256 255V256H257ZM35 256V255H34ZM101 256H103V255H101ZM120 257L119 258V260H116V258L117 257ZM196 256H197V254H196ZM205 256H207V257H205ZM229 256V255H228ZM228 256H226V257H228ZM243 256V255H242ZM251 256H254V254H252ZM256 256H254V257H256ZM261 256V255H260ZM29 257V258H32V259H30L29 260V258H28V260H27V258ZM38 257V256H37ZM125 257V258H124ZM129 257V256H128ZM186 257H188L187 259H186ZM241 257V256H240ZM258 257V256H257ZM39 258V257H38ZM197 258V257H196ZM231 258V257H230ZM230 258H227V262H228V259H230ZM242 258H244V259H246V257H242ZM241 258V259H242ZM40 259V258H39ZM39 259H37V260H39ZM40 259V260H41ZM59 259V260H58ZM67 259V260H66ZM129 259V258H128ZM193 259V258H192ZM243 259V260H244ZM194 260V259H193ZM196 260V259H195ZM196 260V261H197ZM236 260V259H235ZM243 260H241V261H243ZM248 260H249V258H248ZM251 260V259H250ZM249 260V261H250ZM257 260V259H256ZM255 260V261H256ZM44 261V262H43ZM132 261V258H131V262H133ZM191 261V260H190ZM226 261H224V262H226ZM237 261V260H236ZM236 261H234L235 263H236ZM238 261H240V260H238ZM258 261V260H257ZM54 262V263H53ZM124 262V261H123ZM123 262H122V264H123ZM126 263H128V261H125ZM125 262H124V264H125ZM186 262V263H185ZM259 262V261H258ZM258 262H256V263H258ZM220 263V264H221ZM238 263V262H237ZM236 263V264H237ZM243 263V262H242ZM246 263V262H245ZM51 264V263H50ZM121 264V263H120ZM130 264V263H129ZM223 264H225V263H223ZM228 264V263H227ZM244 264V263H243ZM251 264V263H250ZM255 264V263H254ZM259 264H261V263H259ZM264 264V263H263Z\"/></svg>","mask_w":264,"mask_h":264}]
</instances>
